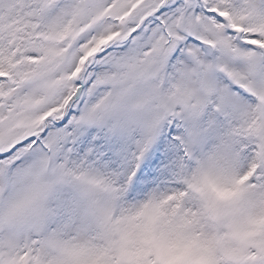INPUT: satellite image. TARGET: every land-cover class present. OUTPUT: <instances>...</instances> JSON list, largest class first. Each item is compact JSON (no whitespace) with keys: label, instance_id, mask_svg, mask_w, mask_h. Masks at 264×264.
Masks as SVG:
<instances>
[{"label":"snow or ice","instance_id":"1","mask_svg":"<svg viewBox=\"0 0 264 264\" xmlns=\"http://www.w3.org/2000/svg\"><path fill=\"white\" fill-rule=\"evenodd\" d=\"M0 264H264V0H0Z\"/></svg>","mask_w":264,"mask_h":264}]
</instances>
